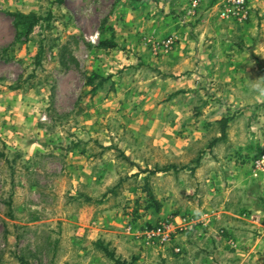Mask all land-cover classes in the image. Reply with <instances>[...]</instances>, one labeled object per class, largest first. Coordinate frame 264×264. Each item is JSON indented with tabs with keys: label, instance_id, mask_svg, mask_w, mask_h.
<instances>
[{
	"label": "rangeland",
	"instance_id": "374dc122",
	"mask_svg": "<svg viewBox=\"0 0 264 264\" xmlns=\"http://www.w3.org/2000/svg\"><path fill=\"white\" fill-rule=\"evenodd\" d=\"M62 1L0 0V264H113L97 241L121 259L118 250L128 258L136 251L152 254L168 244L146 245L127 233L128 225L135 233L173 216L200 220L187 208L196 195L178 185L202 158L218 157L225 118L238 120L243 144L252 142L249 154L237 156L241 167L252 171L251 161L264 152L259 56L250 94L242 98L261 100L258 113L252 118L255 112L239 109L218 123V82L174 93L164 76L138 62L160 57L148 40L166 37L153 32L151 14L169 17L172 0ZM11 13L41 17L27 40L15 39ZM255 16L258 42L264 15ZM96 76L106 80L99 84ZM176 150L180 159L172 162ZM145 187L166 210L150 222L156 209H146L153 203ZM236 215L253 242L262 240L248 222L257 220L254 210ZM118 219L121 226L108 228ZM109 230L130 248H114ZM216 231L219 245L199 248L207 264H246L234 257L250 247H233L227 226Z\"/></svg>",
	"mask_w": 264,
	"mask_h": 264
},
{
	"label": "crops",
	"instance_id": "0c3cea01",
	"mask_svg": "<svg viewBox=\"0 0 264 264\" xmlns=\"http://www.w3.org/2000/svg\"><path fill=\"white\" fill-rule=\"evenodd\" d=\"M171 2L172 7L169 9L172 13L169 17L161 18L159 13H155L153 17L151 14V20L155 23L153 32L159 38L173 39L171 51L161 54L158 58L149 60L141 58L142 60L138 62L150 66L158 75L164 76L174 87L172 90L174 93L195 88L197 82L198 85L203 82H218V123L222 118L228 117L226 114L239 109L245 114L249 112L252 115L255 112L252 115L254 118L258 113L257 102L261 100L246 101L242 98L245 95L244 91L247 95L250 94L249 83L256 79V55L259 56L260 64L264 66V40L258 38L256 42L258 33L255 25V15L260 16L262 10H256L248 24L238 26L219 19L217 0H200L195 16L188 13L187 0ZM251 5L261 7V2L251 0ZM194 17H201L200 23L196 26L190 23ZM250 97L253 99V95ZM259 98L263 99L264 93ZM245 103L248 105L245 107L246 110H243ZM223 114L226 116L223 117ZM236 124L238 120L227 121L223 137L221 131L218 132V157L214 158L215 160L202 158L194 172L185 171L189 173L188 180L183 179L178 185L182 186L186 193L192 192L196 195L191 202H187L190 205L187 208L195 211L191 215L199 217L202 221L201 227L193 234L177 235L171 246L153 249L147 247L153 250L152 254H149V250L146 254L143 251H136L134 257L128 258L126 253L116 251L118 255L122 254V259L132 260L133 264H207L200 255L199 248L211 243L216 245V242L219 245L221 237L217 236L216 230L218 225H224L234 238L230 241L233 247L242 244L250 247L244 253L237 250L234 258H243L246 264H264V175L241 167L237 162L240 153L246 155L251 152L252 142L242 143L244 142L242 134L246 133L240 132L238 126L235 129ZM175 153H172L174 154L172 162H179L180 151L176 150ZM187 156L185 152L182 159L187 160ZM175 185L174 182V187ZM180 187L176 186V190L179 191ZM244 209L255 211L257 220L248 222L257 225L253 230L263 237L262 240L253 242L250 237L252 234L238 221L240 217L236 215V211ZM150 213L152 218L151 215L147 216L148 222L155 216H164L166 210L158 205V208ZM260 219L261 223H258ZM111 223L108 228L113 229V225L119 227L123 221L118 219L116 222L110 221ZM112 232L109 230L112 235L106 236L114 248L119 249V246L130 248V245ZM135 243L143 246L141 242ZM176 249L181 252L180 255L174 253Z\"/></svg>",
	"mask_w": 264,
	"mask_h": 264
},
{
	"label": "built area",
	"instance_id": "2783aa9c",
	"mask_svg": "<svg viewBox=\"0 0 264 264\" xmlns=\"http://www.w3.org/2000/svg\"><path fill=\"white\" fill-rule=\"evenodd\" d=\"M261 7L252 6L251 0H217V16L219 19L233 23L238 26L248 24L256 10H262L261 16L264 15V0H259ZM188 13L195 16L197 13L200 0H187ZM154 55L164 54L171 51L174 41L171 37L161 40H148ZM251 169L256 173L264 175V152L259 154L251 161ZM201 225V220L190 216H173L165 219L151 228H145L139 232L133 231V227L128 225L127 233H132L136 240H142L149 246L169 245L174 236L182 233H192ZM176 252L179 250L176 249Z\"/></svg>",
	"mask_w": 264,
	"mask_h": 264
},
{
	"label": "trees",
	"instance_id": "16d2710c",
	"mask_svg": "<svg viewBox=\"0 0 264 264\" xmlns=\"http://www.w3.org/2000/svg\"><path fill=\"white\" fill-rule=\"evenodd\" d=\"M56 2L58 4H62L63 1L62 0H56ZM11 18H12V25L13 28L15 30V39L19 40L21 38H23L24 40H27L28 37L31 35V33L33 32V29L37 26V24L40 22L41 17L30 13V14H22V13H11L10 14ZM96 78L100 79L99 84H101L102 82H104L106 79H104L103 77H99L96 76ZM87 83H91L90 79H87ZM226 123L227 121L224 119L221 122V136H224V132H225V127H226ZM160 171H168V168L166 169H154L153 171L149 172L148 174H155L157 172ZM145 191V198L147 200H150V203H153L152 205H149L148 207H146V209L150 208V207H155L158 208V205H156V201L151 193V191L145 187L144 188ZM109 244H105L103 241H97L96 246L97 249L104 255V257H106L109 261H111L113 264H133V261L130 260H126V259H121L120 257H117L115 255V252L113 250L109 249Z\"/></svg>",
	"mask_w": 264,
	"mask_h": 264
}]
</instances>
